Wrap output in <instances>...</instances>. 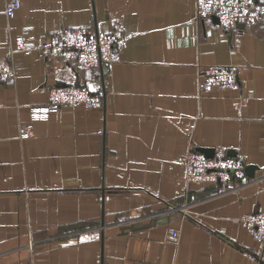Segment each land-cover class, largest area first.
I'll list each match as a JSON object with an SVG mask.
<instances>
[{
    "label": "crops",
    "instance_id": "1",
    "mask_svg": "<svg viewBox=\"0 0 264 264\" xmlns=\"http://www.w3.org/2000/svg\"><path fill=\"white\" fill-rule=\"evenodd\" d=\"M8 1L0 264H264V244L240 222L264 210V19L224 30L196 17L195 0H19L8 16ZM114 24L127 40L112 64L14 50L19 34ZM206 65L234 66L237 86L201 91ZM68 83L99 93L100 106L31 118L51 86ZM189 147L239 155L253 180L228 191L187 182Z\"/></svg>",
    "mask_w": 264,
    "mask_h": 264
},
{
    "label": "built area",
    "instance_id": "2",
    "mask_svg": "<svg viewBox=\"0 0 264 264\" xmlns=\"http://www.w3.org/2000/svg\"><path fill=\"white\" fill-rule=\"evenodd\" d=\"M18 7L19 0H9L5 4V13L11 16ZM195 12L198 18L214 17L218 26L224 30L252 25L264 19V5L258 0H195ZM126 40L120 24H114L110 30H100L93 26H65L49 32L39 40L19 34L15 37L14 50L24 53L47 52L79 66L96 67L117 62ZM12 75L13 68L9 59L0 58V82H5ZM198 77L199 89L204 92L236 87L238 84L236 69L231 65L203 66ZM101 101V95L92 92L85 84H55L49 88L48 102L31 106L30 116L34 120H45L60 106L80 104L84 108H91L100 106ZM22 135H28L26 128ZM180 162L187 182L210 181L221 190L228 191L253 180L248 177L246 164L239 155H229L219 147L214 148L210 156L189 147L180 157ZM240 222L263 246L264 210L245 213ZM172 235L177 236L178 232L173 231Z\"/></svg>",
    "mask_w": 264,
    "mask_h": 264
},
{
    "label": "water",
    "instance_id": "3",
    "mask_svg": "<svg viewBox=\"0 0 264 264\" xmlns=\"http://www.w3.org/2000/svg\"><path fill=\"white\" fill-rule=\"evenodd\" d=\"M215 19V18H214ZM216 21V19H215ZM197 150L203 152L205 155L210 156L214 152V148H206V147H198ZM228 154L232 155V153L228 152ZM246 172L248 174V167L246 166ZM249 175V174H248Z\"/></svg>",
    "mask_w": 264,
    "mask_h": 264
}]
</instances>
